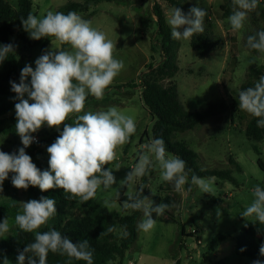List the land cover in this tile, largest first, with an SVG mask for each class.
Here are the masks:
<instances>
[{"label":"rangeland","instance_id":"1","mask_svg":"<svg viewBox=\"0 0 264 264\" xmlns=\"http://www.w3.org/2000/svg\"><path fill=\"white\" fill-rule=\"evenodd\" d=\"M15 11L19 9V0H3ZM70 0H33L32 14L42 17L47 11H59ZM191 7H201L210 13L204 18V28L210 30L217 40L216 47L206 58H201L191 46L190 40L180 41L178 52L179 71L172 84L179 89L180 98L190 112L207 109L214 104L218 107L217 115L202 123L194 130L178 133L176 140L184 141L195 151L198 166L202 170H231L238 184L217 178H205L210 182L211 192L203 193L197 186L185 185L183 192L174 191L173 185L160 179L159 169H152L147 174L149 179L150 200L159 197L175 207L167 212L175 222L156 221L149 232L139 230L137 242L129 250L125 264H245V259L235 253L236 237L242 227L256 221L254 217H242L241 213L253 200L255 186H264V140H249L245 134L248 122L253 116L239 109L237 99L241 87L247 83L251 67L264 65V54H254L246 47V36L264 29V4L259 0L257 9L249 14L244 29L232 31L222 6L226 0H184ZM161 6L168 19L171 4L167 0H115L92 4L87 12L78 13L90 20L92 26L106 33L116 43L115 56L124 63V68L106 90L102 99L89 95L84 111L107 110L115 106L123 114L134 118L136 133L129 142L117 149V160L113 165L116 183L111 189L101 188L94 199L75 204L68 210L71 217L95 215L98 208H107L113 217H119L124 210L120 198L124 195H136L142 178L135 183L121 187L131 168L144 153L152 137L155 119L150 115L142 99L141 76L150 64H157L162 59L161 38L158 35L157 18L154 5ZM212 22V27L210 26ZM211 27V28H210ZM11 44L17 58L25 65L35 69V60L45 51L63 48V45L50 42L45 51L41 47H30L33 40L21 27H15ZM53 39V38H52ZM69 45L65 50H69ZM155 47V50H153ZM169 83V82H168ZM72 119L66 123L71 124ZM0 124V150L6 153L17 152L23 147L18 134H5L3 130L11 125L10 119L4 118ZM63 130L48 128L46 125L33 133L39 143L25 149L35 161L49 159L47 147L50 146ZM43 143V145H40ZM231 160L237 162V165ZM115 163L121 168L115 170ZM106 166V167H109ZM10 175L2 185L0 203L9 202L13 185L9 186ZM191 187V191H189ZM119 193V195H118ZM32 200L28 189H19V202ZM107 200L115 207H106ZM130 213L131 210H126ZM143 219V213L138 224ZM9 221V231L0 235V240L14 235L19 228L15 219ZM46 225L42 226L44 228ZM117 233L120 235V231ZM219 235H226L225 241L210 247Z\"/></svg>","mask_w":264,"mask_h":264},{"label":"clouds","instance_id":"2","mask_svg":"<svg viewBox=\"0 0 264 264\" xmlns=\"http://www.w3.org/2000/svg\"><path fill=\"white\" fill-rule=\"evenodd\" d=\"M258 5L259 0H232V13L228 17L232 31L244 29L249 14ZM206 15V10L198 6L190 8L188 13L178 7L171 8L167 19L171 37L182 41L203 33ZM21 23L33 40L53 38L52 45L58 43L70 47L69 50L53 47V50L45 51L35 60V69L26 65L21 70L19 83L10 81L11 91L18 101L15 103V131L23 147L13 153L0 150V192L9 173H14L11 183L17 189L27 190L29 186L38 187L41 192L62 189L68 198L81 204L87 203L96 197L101 188L108 190L116 183L113 167L109 165L117 160V149L127 144L137 131L134 118L123 114L115 106L107 110L84 111L88 96L102 99L123 70L124 63L114 54L116 43L106 33L93 27L90 20L74 11L65 14L49 10L42 17L29 13L27 18L21 19ZM246 47L264 54V30L248 35ZM9 54H14V46L0 45V63L8 59ZM238 102L239 109L257 118V127L264 128V75L254 86L239 91ZM70 118H73L72 123H66ZM45 125L58 131L63 125V130L47 147L48 169L41 171L25 149L35 142L33 133ZM114 167L115 170L121 168L119 163H115ZM152 169H159L160 179L172 184L178 193L189 184V173L192 171L187 168L186 161L167 151L162 138H153L144 145V153L138 157V162L125 179L120 181V186L135 183ZM190 183L203 193L212 190L208 180L195 174L191 176ZM143 189L144 186L140 185L135 196H128L123 201L122 208L142 212L143 219L138 229L147 233L156 224L153 213L161 216L175 205L154 204L142 194ZM188 190L191 191V187ZM252 196L251 204L241 216L254 217L264 224V188L255 186ZM18 204L20 212L15 216V224L24 232L34 233V242L19 252L17 264H47L49 252L94 264L95 250L88 240L73 242L55 228L39 231L57 214L55 199L42 196L39 200ZM104 204L109 208L115 207L107 200ZM107 230L111 232L114 228ZM8 231L9 221L6 218L0 223V235ZM259 251L264 255V244ZM3 264L11 262L5 257ZM253 264L261 262L256 260Z\"/></svg>","mask_w":264,"mask_h":264},{"label":"trees","instance_id":"3","mask_svg":"<svg viewBox=\"0 0 264 264\" xmlns=\"http://www.w3.org/2000/svg\"><path fill=\"white\" fill-rule=\"evenodd\" d=\"M102 1L112 2L115 0H70L59 9V12L65 14L70 11L76 13L87 12L90 10L92 4ZM167 1L172 7H178L185 13H188L189 9L192 8L184 0ZM226 2L222 6V9L226 17H229L232 13V0H226ZM261 2L264 4V0H261ZM32 10L33 0H19L18 11H15L10 5L0 0V45L11 44V37L15 33V27H21V19L27 18L29 13L32 14ZM153 11L157 18L158 35L161 38L162 59L157 64H150L140 79L144 105L155 119L152 137L162 138L169 153L179 156L186 161L187 168L192 170L189 173L190 180L191 176L195 174L201 178H217L237 185L238 182L231 170L200 169L197 162L199 158L198 154L190 149L184 141L176 140L178 133L194 130L197 126L214 118L217 115L218 107L212 104L207 109L195 112H190L186 109L180 98L178 86L170 83L179 71L178 52L180 41L171 37L170 26L167 23L161 6L155 4ZM210 17V13L207 12L208 21H210ZM210 26L212 27V22H210ZM255 33L253 32L248 35ZM22 39L28 42L30 47H41L45 51L52 38L27 40L25 36H22ZM216 45V38L207 28H204L203 33L191 38V46L195 52L199 53L201 58H206ZM67 46V44L63 45V49L65 50ZM153 50H155V47H153ZM249 51L258 54L255 50L249 49ZM25 66L23 60L17 58L15 52L14 54H9L8 59L0 63V124H3L2 122H4L5 117L11 121V125L3 130L5 134H17L15 131V103L18 101L15 99L16 94L11 91L10 81L19 83L21 70ZM261 75H264V65L251 67L248 71V78L250 80L241 87V90L254 86ZM28 80L30 82V77ZM25 98L27 99V96ZM245 134L252 141L260 142L264 140V128L257 127V118H251L246 126ZM40 145H43V143H40ZM31 158L41 171L48 169V159L35 161L32 156ZM231 161L237 165V162ZM12 175L14 173L10 175L9 186L12 185ZM140 185L144 186L142 194L148 197L149 179L147 175L142 177ZM28 191L32 200H39L42 196L56 200L57 214L44 228L39 229L40 232L55 228L62 235L72 239L73 242L88 240L91 248L95 250L93 257L94 264H125L129 250L138 240L140 211L131 210L130 213H127L124 210L121 216L113 217L107 208H98L93 203L91 207L97 211L95 215L79 218L71 217L68 214V210L73 207L76 201L68 198V195L62 189L41 192L38 187L29 186ZM127 198V195L122 196L120 198L121 204ZM161 202L166 203L159 197L153 200L154 204ZM18 203L19 189L13 187L10 201L0 203V223L6 218L8 220L15 219V216L20 212ZM153 218L161 222H175L173 218H170L167 211L161 216L153 213ZM109 227H113L114 230L109 232L107 230ZM118 230L121 232L120 235L117 233ZM125 231L127 232L126 235L124 234ZM227 238L228 236L226 235L217 236L210 244V247L216 246ZM32 242H34V233H27L19 228L11 237L0 240V264H3L5 257L11 264H17L19 252L23 251ZM262 244H264V224L253 221L242 227L241 232L236 237L235 253L245 259V264H253L256 260L264 264V255H261L259 251ZM47 264H86V262L75 259L70 260L66 255L49 252ZM177 264L180 263L178 262Z\"/></svg>","mask_w":264,"mask_h":264},{"label":"built area","instance_id":"4","mask_svg":"<svg viewBox=\"0 0 264 264\" xmlns=\"http://www.w3.org/2000/svg\"><path fill=\"white\" fill-rule=\"evenodd\" d=\"M37 143H39V140L35 137V142L32 143L31 145H34V144H37ZM29 147H30V146H29ZM29 147H27V148H29Z\"/></svg>","mask_w":264,"mask_h":264}]
</instances>
